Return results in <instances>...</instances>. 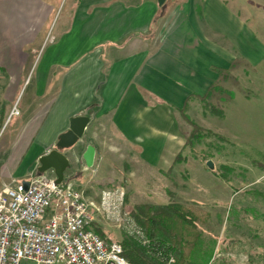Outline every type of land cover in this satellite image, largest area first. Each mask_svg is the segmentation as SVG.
<instances>
[{"label":"crops","instance_id":"0c3cea01","mask_svg":"<svg viewBox=\"0 0 264 264\" xmlns=\"http://www.w3.org/2000/svg\"><path fill=\"white\" fill-rule=\"evenodd\" d=\"M171 1L153 25L157 0H0V76L8 77L0 101L9 99L10 110L11 86L34 79L13 146L1 155L0 189L26 183L77 115L90 120L64 150L65 179L87 196L114 181L103 170L118 149H139L140 160L168 170L185 147L179 109L219 80L212 66L239 81L249 71L264 76V0Z\"/></svg>","mask_w":264,"mask_h":264},{"label":"rangeland","instance_id":"374dc122","mask_svg":"<svg viewBox=\"0 0 264 264\" xmlns=\"http://www.w3.org/2000/svg\"><path fill=\"white\" fill-rule=\"evenodd\" d=\"M219 41L223 40L219 38ZM218 76L206 103L222 109L224 116L213 115L204 101L191 96L186 112L202 129L196 132L199 136L183 148L170 169H155L140 160L139 149L119 146L126 152L118 149L112 153L111 167L103 170L108 179L114 178V181L102 189L100 195H90L99 200L104 190L122 187L125 192L123 211L131 217V211L144 202L176 201L192 205L202 217L204 250L212 254L211 259L203 263L264 264V76L262 72L252 71L240 81L238 76L229 77L224 71ZM31 78L24 76L20 86L12 85L9 89L10 93L18 89L10 110L7 109L9 99L0 101V112L3 111L0 114V161L16 138L20 102L33 88ZM2 79L8 80V77L0 76ZM8 111L10 114L5 116ZM179 120L187 137L191 126L183 118ZM208 161L213 164L211 168ZM26 162L24 159L22 166ZM33 173L38 170L30 174ZM15 182L11 180L7 186ZM94 222L114 241L130 236L126 225L119 226L103 214H97Z\"/></svg>","mask_w":264,"mask_h":264},{"label":"built area","instance_id":"2783aa9c","mask_svg":"<svg viewBox=\"0 0 264 264\" xmlns=\"http://www.w3.org/2000/svg\"><path fill=\"white\" fill-rule=\"evenodd\" d=\"M124 194L116 187L96 200L73 179L58 183L53 170L1 188L0 264H133L118 241L90 229L97 214H103L150 246L133 217L123 211ZM168 264H174L173 257Z\"/></svg>","mask_w":264,"mask_h":264},{"label":"trees","instance_id":"16d2710c","mask_svg":"<svg viewBox=\"0 0 264 264\" xmlns=\"http://www.w3.org/2000/svg\"><path fill=\"white\" fill-rule=\"evenodd\" d=\"M167 9L168 0L159 5L153 25L165 15ZM212 69L219 73L223 71V68L218 66H212ZM213 88L214 86L211 85L205 94L192 96H196L206 103L212 95ZM189 98L190 96L179 109L181 117L191 126L185 146L191 144L193 138L199 136L196 132L202 129L200 125L190 119L186 112ZM206 109L213 115L224 116V111L212 104H207ZM179 157L180 153L175 161ZM131 212L137 226L150 244V246H146L133 236L124 237L119 242L122 246L123 256L133 264H168L169 257H173L174 264H206L211 259L212 254H207L204 250V238L200 226L202 217L194 206L176 201L144 202L137 205ZM90 229L102 237H107L105 230L95 222L92 223Z\"/></svg>","mask_w":264,"mask_h":264},{"label":"water","instance_id":"95a60500","mask_svg":"<svg viewBox=\"0 0 264 264\" xmlns=\"http://www.w3.org/2000/svg\"><path fill=\"white\" fill-rule=\"evenodd\" d=\"M167 0H157L162 5ZM90 118L86 115L72 116L69 120V128L58 136L55 148L39 157L38 173L53 170L57 176V182L61 183L65 179V171L70 167L71 162L64 153L65 149L73 148L85 135ZM96 149L89 144L83 153V159L88 168L92 167L95 160ZM211 168V161L207 162Z\"/></svg>","mask_w":264,"mask_h":264}]
</instances>
